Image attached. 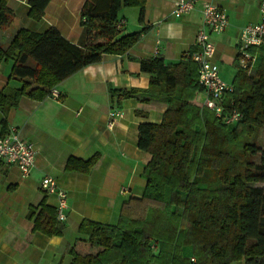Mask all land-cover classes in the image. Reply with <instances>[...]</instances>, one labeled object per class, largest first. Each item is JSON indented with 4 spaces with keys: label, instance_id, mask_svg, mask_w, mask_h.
<instances>
[{
    "label": "trees",
    "instance_id": "trees-1",
    "mask_svg": "<svg viewBox=\"0 0 264 264\" xmlns=\"http://www.w3.org/2000/svg\"><path fill=\"white\" fill-rule=\"evenodd\" d=\"M49 1L26 0L27 15L40 20ZM145 2L85 0L77 43L49 26L42 32L19 28L6 46L0 44V64L12 61L7 78L20 81L17 87L0 88V136L8 132L7 114L21 96L44 99L60 81L103 54L128 51L140 32L121 35L118 13L137 7L142 19ZM14 16L8 0H0V30ZM249 50L256 54L254 74L238 66L233 90L219 100L223 113L241 114L232 124L197 100L202 87L190 58L177 63L141 59L140 70L149 74L147 88L111 89L119 105L137 97L160 101L165 109L158 123L138 124L137 145L150 154L142 194L122 203L115 224L83 218L78 232L85 237L68 248L69 264H264V186L252 185L264 183V149L257 144L264 128V45ZM96 161L97 156L69 157L64 168L88 173ZM27 216L34 231L62 234L64 221L45 200L30 206Z\"/></svg>",
    "mask_w": 264,
    "mask_h": 264
},
{
    "label": "crops",
    "instance_id": "crops-1",
    "mask_svg": "<svg viewBox=\"0 0 264 264\" xmlns=\"http://www.w3.org/2000/svg\"><path fill=\"white\" fill-rule=\"evenodd\" d=\"M84 1L50 0L38 21L27 15L26 0L8 5L14 18L21 20L19 28L42 32L53 26L65 39L77 43ZM176 1L146 0L142 19L139 8L122 7L118 13L121 35L140 32L128 51L103 54L98 62L64 78L53 87L59 93L57 99L49 94L41 100L23 95L9 110L8 128L18 130L35 148L36 156L26 177L17 166L0 163V264H69L68 248L85 237L78 232L83 218L100 223L116 218L117 222L122 203L142 194V171L150 154L137 145L138 124L158 123L165 105L160 101L145 103L137 97L123 99L119 105L111 89L147 88L149 74L140 70L141 59L159 57L165 63L186 59L184 53L198 47L195 37L202 23L203 2L215 3L228 16V26L222 33L209 34L215 47L212 61L219 74L237 73L238 38L244 26L258 22L262 0H196L191 11L178 17L173 14ZM14 33L0 30V44L6 46ZM5 63L11 65L12 61L0 64V88L19 86V80L7 78ZM203 98L201 92L197 94L198 101ZM112 111H121L122 115L109 129ZM2 117L0 112V120ZM92 156H97V161L88 173L64 168L69 157ZM46 176L55 179L67 193L66 220L59 236L34 231L33 221L27 216L30 206L41 200L56 205L55 194L46 193L40 186ZM122 189L126 192L121 193Z\"/></svg>",
    "mask_w": 264,
    "mask_h": 264
},
{
    "label": "built area",
    "instance_id": "built-area-1",
    "mask_svg": "<svg viewBox=\"0 0 264 264\" xmlns=\"http://www.w3.org/2000/svg\"><path fill=\"white\" fill-rule=\"evenodd\" d=\"M196 0H177L174 4L173 14L178 17L188 13L194 7ZM260 14L257 23L246 25L242 28L237 41L236 60L239 68L247 73H251L254 68L256 54L249 49L264 45V0L260 3ZM122 22H119V27ZM228 26V16L226 12L213 2H203L202 23L198 28L195 44L198 50L192 53H184L185 58H190L197 65L198 82L202 87L201 93L204 98L201 105L213 111L216 117H220L226 124L237 122L241 114L237 110L223 113V107L219 100L226 92H231L233 86L220 77L217 64L212 61L214 55V44L209 38L210 33H222ZM49 96L57 99L58 91L51 89ZM121 111H112L109 114L107 127L113 128L115 120L121 117ZM36 150L32 144L24 139L18 130L9 128L8 132L0 136V163L15 165L20 170L23 177L30 174L35 163ZM41 188L48 194L56 196V218L63 222L66 220V210L68 209L67 193L58 187L55 179L46 176L40 182ZM126 190L122 189L121 193Z\"/></svg>",
    "mask_w": 264,
    "mask_h": 264
},
{
    "label": "rangeland",
    "instance_id": "rangeland-1",
    "mask_svg": "<svg viewBox=\"0 0 264 264\" xmlns=\"http://www.w3.org/2000/svg\"><path fill=\"white\" fill-rule=\"evenodd\" d=\"M16 1H19V0H16ZM16 1H15V0H8V3H12V4H13V3H15ZM17 3H18V2H17ZM13 5L16 6V4H13ZM17 7H18V6H17ZM17 9H19V7H18ZM20 23H21L20 18L16 17V18L13 19L12 23H11L7 28H5V29H3V30H6V29H7L8 32H14V31H16L19 27H21V26H20ZM5 64H6V63H5ZM3 66H4V64H3ZM6 67H7V72H6V74H8L9 71H10V67H11L10 63H9V64H6ZM225 73H226V74H225ZM251 74H254V69L251 71ZM234 75H235V74H228L227 71H224L223 74H222V73L220 74V77H221L222 79L226 80L228 83H231ZM257 144L259 145V147H260L261 149H264V128H262V129L260 130L259 137H258V139H257ZM260 156H261L260 153H257V154L254 156L253 161H254L255 163H258L259 160H260ZM252 185H255V186H264V183L257 182V183H253ZM115 222H116V218H114V219H113L111 222H109L108 224H114ZM70 233H72V232H70ZM70 233H69V234H70ZM74 233H75L76 236H78L76 230H74ZM69 234H68V235H69ZM71 235H72V234H71ZM229 264H240V261H233V262H231V263H229Z\"/></svg>",
    "mask_w": 264,
    "mask_h": 264
}]
</instances>
